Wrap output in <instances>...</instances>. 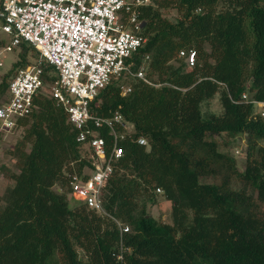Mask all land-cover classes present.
Here are the masks:
<instances>
[{"label": "trees", "instance_id": "16d2710c", "mask_svg": "<svg viewBox=\"0 0 264 264\" xmlns=\"http://www.w3.org/2000/svg\"><path fill=\"white\" fill-rule=\"evenodd\" d=\"M138 16L145 42L128 63L147 81L111 78L89 103L87 127L107 144L110 129L95 119L118 112L132 126L119 141L104 212L70 197L69 175L89 165V150L44 89L16 120L22 134L6 154L17 171L0 165L13 182L0 195V264H264V116L242 98L264 102V0H148ZM17 49L0 79V102L16 71L38 58L27 42ZM190 50L188 67L179 54ZM55 77L45 65L44 81ZM121 85L130 90L122 94ZM216 93L221 113H202ZM244 134L239 170L220 144ZM157 188L171 204V222L148 211Z\"/></svg>", "mask_w": 264, "mask_h": 264}, {"label": "built area", "instance_id": "2783aa9c", "mask_svg": "<svg viewBox=\"0 0 264 264\" xmlns=\"http://www.w3.org/2000/svg\"><path fill=\"white\" fill-rule=\"evenodd\" d=\"M148 0H1L0 54L13 51L27 42L38 51V58L20 68L9 81L7 100L0 102V158L3 136L15 129L16 120L34 109V97L47 85L45 65L56 74L50 83V95L61 104L69 121L78 129L77 141L89 150V165L69 175L70 197L86 207L104 212V189L113 166L122 155L119 141L132 129L120 113L107 119L112 139L107 144L102 136L87 127L91 118L90 101L111 78L129 73L144 78L143 68L130 70L128 59L144 42L140 34L142 20L139 7ZM188 67L194 63V50L181 51ZM2 61H0V66ZM147 81V80H146ZM122 94L130 90L121 85ZM244 100L264 104L256 100ZM121 126L122 131L116 129ZM145 145L146 140L139 138ZM160 192V189H156ZM122 232L128 226L117 222ZM118 259L122 255L118 254Z\"/></svg>", "mask_w": 264, "mask_h": 264}, {"label": "rangeland", "instance_id": "374dc122", "mask_svg": "<svg viewBox=\"0 0 264 264\" xmlns=\"http://www.w3.org/2000/svg\"><path fill=\"white\" fill-rule=\"evenodd\" d=\"M165 16L168 18H173L176 15V12L174 9H168L164 11ZM19 49L15 48L13 51H4L0 54V61H2V65L0 66V79L3 75L7 74L12 70V63L16 61L17 59V53ZM14 71V70H13ZM12 71V72H13ZM50 84L48 83L45 87L46 93L50 89ZM264 104H255V110L260 112L261 115L264 116L263 111ZM201 111L202 113L205 112H213V113H221L222 107L219 103L218 99V93H216L209 101L203 102L201 104ZM130 129H132L130 127ZM22 128L13 129L11 132L6 133L3 136L2 140V150H1V158H0V165H7L11 170L17 171L16 166L14 164V160L11 159L6 154V151L11 148L15 142L21 137L22 134ZM226 137L225 134L216 135L214 138L218 141H221ZM229 146L228 148H225L223 144H220V148L222 150H228L230 153H232L236 160H237V166L239 170H242L244 167V152H245V134L244 135H237L234 138H229ZM264 144V142H262ZM89 155L88 151L87 154ZM202 181L206 182H212L215 181L214 178H203ZM13 182L9 178H6L4 176L0 175V195L3 193L6 186L11 185ZM158 196V202L155 205H149L148 211L149 213L157 219L163 220L165 222H171V215H170V202L165 200L161 197L160 193L157 191Z\"/></svg>", "mask_w": 264, "mask_h": 264}]
</instances>
